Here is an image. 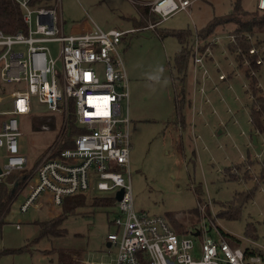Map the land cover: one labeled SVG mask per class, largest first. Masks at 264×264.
I'll return each instance as SVG.
<instances>
[{"label": "rangeland", "instance_id": "obj_1", "mask_svg": "<svg viewBox=\"0 0 264 264\" xmlns=\"http://www.w3.org/2000/svg\"><path fill=\"white\" fill-rule=\"evenodd\" d=\"M90 1L61 0L66 32L73 31L74 23L89 16L106 30L141 23L137 4H142L143 0H94L96 6H90ZM238 3L241 9H237ZM117 7L123 8L125 16H121ZM254 13L258 16L264 13L257 8V0H194L187 9L169 15L154 29L139 27L124 35L120 49L131 90L130 183L135 209L162 214L178 230L182 226L191 229L199 225L203 215L199 209V214L193 211L199 203L194 190L198 186L203 188L201 204L207 203L205 212L210 217L216 212L218 226L243 239L251 225L254 231L250 234L261 248L264 246V134L256 132L251 122L252 90L245 66H239L227 47L230 40L223 37L222 43H207L211 54H206V59L213 78L210 85H204L203 91L192 87L193 59H189L185 84L176 78L174 69L175 56L182 45L173 32L186 33V38L194 42L197 32L216 18L247 19ZM157 18L159 20L160 15ZM155 20L152 13L142 24ZM236 27V21L230 20L218 24L214 31L229 34ZM259 36L264 37V33ZM49 45L58 56L60 45ZM260 70L262 74L263 64ZM222 71L230 76L219 79L218 73ZM257 85L264 92V74ZM184 91L183 123V119L178 118L175 103ZM2 94L0 90V96ZM31 100L32 113L19 115L21 149L29 159L24 175L30 174L52 147H58L68 120L66 113L40 103L37 95ZM4 104L5 108H10L11 100L6 99ZM6 159L1 147V166ZM24 184L13 189L16 199L0 227V264H58L61 251L81 260L89 258L98 264L100 261L114 264L115 248L106 247V240L113 230L111 222L117 214L116 205H94V197L101 192L92 188L86 195V204L67 216L63 224L67 234L43 237L38 222L57 216L62 207L34 205L22 212L20 206L24 197L19 194L23 193ZM247 194L253 196L252 199H246ZM44 200L45 197H41L37 201ZM241 203L244 204L240 212ZM222 210L233 213V217L239 216L231 219L228 213L220 217ZM210 234L216 235L214 231ZM195 240L200 243L201 236H195ZM243 242L246 243L244 239ZM79 264L85 263L80 261Z\"/></svg>", "mask_w": 264, "mask_h": 264}, {"label": "built area", "instance_id": "obj_2", "mask_svg": "<svg viewBox=\"0 0 264 264\" xmlns=\"http://www.w3.org/2000/svg\"><path fill=\"white\" fill-rule=\"evenodd\" d=\"M15 1L23 15L24 29L11 34L0 28V90L4 93L0 96V148L7 156L0 165V180L28 165V156L22 153L19 140V115L32 113L33 95L66 116L72 103L76 123L85 129L73 137V146L52 147L26 176L23 193L19 194L24 197L20 210L26 212L34 205L60 208L65 197L87 194L94 188L101 192L97 197L113 198L118 209L106 240V247L109 243V249L115 248L114 264H264L262 254L248 253L260 244L247 236L244 243L242 238L218 226L216 212L213 218L205 212L207 203L202 205L200 201L197 205L199 213H203L199 225L182 232L162 214L135 209L130 183V90L120 46L123 36L136 28L106 30L92 22L88 29L68 33L64 29L61 0L50 6L34 5L33 0ZM193 2L154 0L150 3L151 11L160 15V20L148 27L155 28ZM257 8L264 10V0H257ZM223 37L237 41L232 32L216 34L209 42L222 43ZM193 41L194 83L198 84L199 72L204 83L211 78L206 59L211 48L209 44L203 48L198 34ZM49 43L60 45L58 56ZM250 52L258 53L259 49L253 46ZM263 61L260 56L257 63ZM219 78H226V74L220 73ZM6 99L11 100L10 108L4 107ZM120 190L123 194L117 199ZM41 197L45 200L37 201ZM196 231L201 236L200 243L195 240ZM211 231L216 235L212 236ZM237 239L238 245L233 243ZM83 263L98 264L93 259Z\"/></svg>", "mask_w": 264, "mask_h": 264}, {"label": "trees", "instance_id": "obj_3", "mask_svg": "<svg viewBox=\"0 0 264 264\" xmlns=\"http://www.w3.org/2000/svg\"><path fill=\"white\" fill-rule=\"evenodd\" d=\"M55 0H33L32 3L38 6H50L53 5ZM237 9L240 8V4L236 5ZM150 5L144 4H137V11L140 12L141 23H143L144 18H148L155 16L156 20L154 22H158L157 20V13L149 11ZM230 20H235L237 27L232 30L233 33L236 35V42L229 41L227 47L229 49L230 54L235 56L236 61L238 62L239 66H245L246 75L250 78L249 86L252 90L251 96V106H250V117L251 122L253 124L254 130L260 134H264V92L263 88L257 85V82L260 79L261 74V66L262 64L257 63V60L260 56L264 58V37H260L259 35L261 32L264 33V13L262 16H258L254 14H250L247 19H242L239 16H232L231 18H216V20L212 21L208 24L205 28H203L200 32H197L200 41H203L204 45L203 48L208 45L209 43L207 38H211L212 36L216 35L217 33L214 31L218 24L225 23ZM25 27L23 15L18 3L15 0H0V28L7 33L14 34L18 30H22ZM255 28H258L257 31ZM181 41V49L176 54L174 69L177 73L176 78L183 84L187 80L188 72V63L191 57L192 46L193 42H190L186 38V33L183 32H173ZM251 36V37H249ZM210 40V39H209ZM256 46L259 49L258 53H251L250 48ZM252 70H255L256 73H252ZM185 91L183 92L182 96L179 97L176 101V109L177 115L179 119H183L184 123V115H183V106L185 101ZM70 109L68 112V120L65 122L67 123V130L65 133L64 138L61 142L57 145V149H64L65 147H71L74 144V136L78 135L80 132H83L85 129L76 123V110L73 107V104H70ZM23 172L24 169H18L14 172L7 174L2 177L0 180V227L4 222V216L9 211L12 202L15 198V193L13 189L18 187V184H21L26 181V176ZM195 193L199 198V202L203 201L202 193L203 188L200 189L198 186H195ZM87 194H78L67 196L64 199V203L62 204L61 213L57 216H52L49 220L39 221L38 224L40 226V233L43 237H51V236H64L67 234L66 228L63 226L67 216L69 214L75 213V211L80 208L81 206L85 205ZM246 199H252L253 196L250 194L245 195ZM94 205H109L112 206L114 204L113 198L109 197H97L94 198ZM234 201V200H233ZM247 202V201H245ZM244 203L238 208V211L241 210V207ZM194 213H198V207L193 209ZM228 210H222L220 213V217L222 215H226L230 212ZM237 211V212H238ZM241 212V211H240ZM224 213V214H223ZM230 218H238L239 215L233 217V213H230ZM240 214V213H239ZM251 225H248L249 230L247 236L253 238L251 236L250 231L253 230ZM178 230V228H175ZM179 232L185 231L184 227L178 230ZM254 231V230H253ZM256 239V238H253ZM240 239H237V243L233 242L234 244L238 245ZM260 253L264 256V250L259 247H254L252 251H248V253ZM65 253L64 251L59 252L58 254V264H79L80 261L82 262L81 258L72 254Z\"/></svg>", "mask_w": 264, "mask_h": 264}, {"label": "crops", "instance_id": "obj_4", "mask_svg": "<svg viewBox=\"0 0 264 264\" xmlns=\"http://www.w3.org/2000/svg\"><path fill=\"white\" fill-rule=\"evenodd\" d=\"M90 1V0H89ZM145 0H143L142 1V4H144V5H150V3L151 2H153L154 0H152L151 2H149V1H146V3L144 2ZM89 3V5L90 6H96L97 4L96 3H94V0H91L90 2H88ZM117 11H120L121 12V16H125V12L123 11V8H120V7H117ZM140 13V12H139ZM125 18V17H124ZM137 19H133V21H136ZM92 22H95V23H97L96 22V20L95 19H93L92 17H90L89 16V18H85L83 21H81V22H76V23H74L73 24V31H78V30H84V29H87L89 26H91L92 25ZM98 24V23H97ZM151 24V23H150ZM150 24H148V25H150ZM99 25V24H98ZM148 25H144V24H138V26H135V25H133V26H129V27H127V28H123V29H130V28H136V31H137V29L139 28V27H147V28H151V27H148ZM100 26V25H99ZM101 27V26H100ZM112 28V27H111ZM116 28V27H115ZM118 29H120V28H118ZM122 29V30H123ZM152 29H154V28H152ZM122 45V44H121ZM122 48V47H121ZM123 54V53H122ZM211 59V58H210ZM264 59V58H263ZM263 67H264V61H263ZM192 72H193V62H192ZM207 67H208V62H207ZM126 69V68H125ZM208 69H209V67H208ZM210 70V69H209ZM233 71V70H232ZM210 73H211V78H207L205 81H204V83H203V74H202V72H199V74H198V84H195L194 82H195V73L193 72V75H192V87L194 88V89H196L197 87H199L200 88V86L201 85H205V86H207V84H209L210 85V80L213 78V74H212V72L211 71H209ZM234 72V71H233ZM232 72V73H233ZM220 73H225L226 74V78H223L222 80H224V79H227L230 75L229 74H227L225 71H222V72H220ZM220 73H218V78H219V74ZM126 74H127V71H126ZM237 74V73H236ZM264 74V71H263V73H262V75ZM229 75V76H228ZM127 77H128V74H127ZM220 79V78H219ZM193 83H194V85H193ZM128 84H129V78H128ZM204 87V86H203ZM193 89V90H194ZM129 90H130V88H129ZM198 93V92H197ZM130 100H131V90H130V98H129V102H130ZM128 105H129V115L131 116V105H130V103H128ZM130 121H131V117H130ZM130 162H131V157H130ZM212 199V198H211ZM89 259V258H88ZM83 260H85L84 258H83ZM83 260H82V263H83Z\"/></svg>", "mask_w": 264, "mask_h": 264}, {"label": "water", "instance_id": "obj_5", "mask_svg": "<svg viewBox=\"0 0 264 264\" xmlns=\"http://www.w3.org/2000/svg\"><path fill=\"white\" fill-rule=\"evenodd\" d=\"M1 174H2V169H1V167H0V175H1ZM122 194H123V190L118 191V193H117V199H121ZM193 234L197 236V235H199V231L193 232ZM107 246L109 247L110 244L107 243Z\"/></svg>", "mask_w": 264, "mask_h": 264}, {"label": "clouds", "instance_id": "obj_6", "mask_svg": "<svg viewBox=\"0 0 264 264\" xmlns=\"http://www.w3.org/2000/svg\"><path fill=\"white\" fill-rule=\"evenodd\" d=\"M161 71H162V69H161Z\"/></svg>", "mask_w": 264, "mask_h": 264}]
</instances>
